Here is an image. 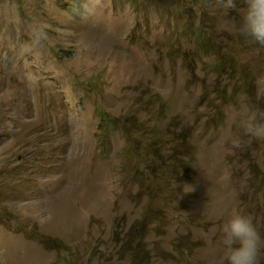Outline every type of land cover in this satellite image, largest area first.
Here are the masks:
<instances>
[{
    "label": "rangeland",
    "instance_id": "374dc122",
    "mask_svg": "<svg viewBox=\"0 0 264 264\" xmlns=\"http://www.w3.org/2000/svg\"><path fill=\"white\" fill-rule=\"evenodd\" d=\"M235 3L0 0V264L66 262L33 228L107 264L135 263L132 227L145 264H227L236 212L264 240V139L240 127L264 118V47ZM97 108L132 120L107 156Z\"/></svg>",
    "mask_w": 264,
    "mask_h": 264
},
{
    "label": "clouds",
    "instance_id": "9594fccd",
    "mask_svg": "<svg viewBox=\"0 0 264 264\" xmlns=\"http://www.w3.org/2000/svg\"><path fill=\"white\" fill-rule=\"evenodd\" d=\"M215 5L218 9L236 8L235 0H215ZM239 30L242 35L264 47V0H244ZM240 127L246 134L264 139V118H258L255 112L249 110L240 120ZM221 230L227 264H260L264 240L250 217L233 213Z\"/></svg>",
    "mask_w": 264,
    "mask_h": 264
},
{
    "label": "trees",
    "instance_id": "16d2710c",
    "mask_svg": "<svg viewBox=\"0 0 264 264\" xmlns=\"http://www.w3.org/2000/svg\"><path fill=\"white\" fill-rule=\"evenodd\" d=\"M232 67L234 68V66ZM155 97L160 103L163 101V99L159 94L155 95ZM139 109L140 111L142 110L141 107H139ZM96 113L99 117V127H100L99 136H98L99 145L101 147L102 154L104 156H107L109 155L110 135L117 129L128 133L127 128H130V126L127 125L132 124V120L128 116H126L125 118L121 116H114L101 108H97ZM138 130L142 132L140 129ZM158 134L159 131H153L152 133V135L154 136ZM24 233L27 237L37 240L48 247L63 248L65 251V255L63 259H66V262L64 264H107V260L105 259L102 252L98 253V257L95 254V252L90 254L94 258V262L90 263L82 260L77 254H75L73 248L70 245L64 243L62 240L58 238L51 237L41 233L37 228L26 230ZM140 235L141 232L135 229L134 227H132L129 230H127L122 236H120V239L123 241L122 244L125 250L132 251L133 254L131 256L135 258L134 264L147 263L144 259L146 242H144L142 235H141L142 239L140 238Z\"/></svg>",
    "mask_w": 264,
    "mask_h": 264
}]
</instances>
